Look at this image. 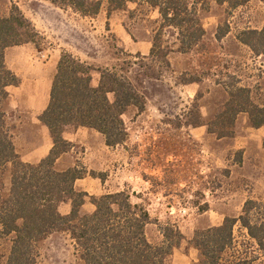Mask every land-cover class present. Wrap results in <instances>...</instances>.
<instances>
[{"label":"rangeland","instance_id":"1","mask_svg":"<svg viewBox=\"0 0 264 264\" xmlns=\"http://www.w3.org/2000/svg\"><path fill=\"white\" fill-rule=\"evenodd\" d=\"M11 4L42 38L39 46L27 44L24 51L7 55V66L23 73L20 86L9 88L4 107L17 153L44 142L40 133L28 132L38 126L33 101L50 88L62 53L94 68L115 69L142 95L144 111L124 113L127 137L115 148L106 147L98 133L81 130L60 168L73 166L84 173L74 187L87 194L81 215L94 209L90 198L126 192L149 214L150 243L162 242V227L180 231L182 240L167 264H198L191 244L195 232L237 217L247 200H264V126L252 128L248 115L240 113L231 138L218 139L206 127L223 110L225 86L248 89L251 103L264 106V56L253 55L235 39L244 29L262 28L264 2L249 0L239 7L212 2L200 14L203 39L186 54L178 51L176 33L161 30L157 11L145 5L110 10L104 1L95 17L82 18L44 0H0V18L8 15ZM218 30L228 31L219 41ZM98 78L92 74L93 86ZM9 173L7 167L3 192ZM69 209L68 202L59 206L62 215ZM235 236L238 244L245 240L238 227ZM10 240L0 241V264L8 257ZM38 251V264H84L64 234H52Z\"/></svg>","mask_w":264,"mask_h":264},{"label":"trees","instance_id":"2","mask_svg":"<svg viewBox=\"0 0 264 264\" xmlns=\"http://www.w3.org/2000/svg\"><path fill=\"white\" fill-rule=\"evenodd\" d=\"M60 10H70L82 18L95 17L103 2L110 10H123L129 3L145 5L157 11L160 29H172L186 54L203 39L205 31L200 14L212 2L242 6L249 0H44ZM228 31L216 33L219 41ZM236 41L255 56H264V25L260 30L244 29ZM42 38L15 4L0 18V241L10 238L5 264H38V246L54 233L66 235L84 264H167L172 249L182 240L175 226L161 228L162 242L150 243L146 227L150 217L146 209L131 202L126 192L90 198L94 210L81 215L87 194L77 192L76 181L84 173L77 167L56 171V160L70 151L62 138L66 127L93 130L102 136L108 148L122 145L127 137L122 116L130 109L144 111V98L128 78L115 69L94 68L79 58L62 53L52 77L46 108L38 121L48 130L52 147L37 165L20 161L13 134L7 124L4 107L8 88L19 85L17 76L6 66L5 52L27 44L39 46ZM155 46L152 48V52ZM98 74L93 86L92 74ZM224 90L228 99L221 114L208 124L207 133L218 139L231 138L232 127L240 113L248 115L252 128L264 126V106L251 103L246 88ZM202 126L203 124H196ZM10 167L8 189L3 176ZM93 176V174H91ZM3 192V194H1ZM68 202L67 215L59 206ZM244 233L236 241L235 228ZM199 254L198 264H264V200H247L239 215L225 218L221 225L195 232L191 239Z\"/></svg>","mask_w":264,"mask_h":264},{"label":"crops","instance_id":"3","mask_svg":"<svg viewBox=\"0 0 264 264\" xmlns=\"http://www.w3.org/2000/svg\"><path fill=\"white\" fill-rule=\"evenodd\" d=\"M261 1L264 2V0H261ZM260 29H258V30H260ZM24 48H25V46H20V47H14V48L7 49L6 52H5V63H7V55H8L9 51L16 50V51L22 52V51H24ZM6 66H7V64H6ZM8 69H10L17 76V78L19 79L20 82L23 81V79H22L23 78L22 77L23 73H20V72L16 71V69L11 68V67H8ZM49 85H50V83H49ZM19 86H20V83L16 87H19ZM48 89L49 88H47V90L45 91L43 97L39 98L38 100L35 99V101H33V107L35 105H37L36 108L38 109L37 113H36V122H37L38 126H35V127L31 126L32 129H28V132L30 130H32V132L35 131L36 134L40 133L42 135L41 137L44 138V142L43 141L42 142L35 141V143H33V145L31 147L26 148V151H24L22 153H17L18 156H19L20 161H22L23 163L32 165V166L37 165L43 158H45L48 155V153H49V151H50V149L52 147V140H51V137L49 135L48 130L38 121V116L42 113V111L46 108V105H47L48 92H49ZM8 90H9V88H8ZM8 90H7V92H8ZM81 130H86V131H89V132L93 131V130L84 129V128L66 127V128H64V130L62 132V138L65 141H67L68 143H70L71 145L74 144V143H77L79 141V139H80V136H81V134L79 133ZM64 156L66 157V154L62 155L61 157H59L56 160V162L54 164V169L55 170L57 168H60V162H63V161H64V163L67 162V160H66V158ZM72 168H73V166H67V167H65L63 169L60 168L61 170H56V171H66V170L72 169ZM80 181H83V179L78 180L76 182H80ZM74 187H75V185H74ZM90 213H92V212H90ZM67 214H68V212H64V215H67Z\"/></svg>","mask_w":264,"mask_h":264}]
</instances>
